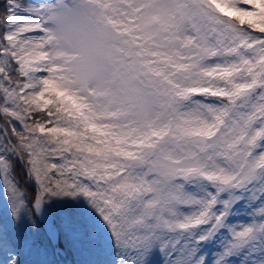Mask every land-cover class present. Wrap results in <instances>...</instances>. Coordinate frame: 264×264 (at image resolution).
Returning <instances> with one entry per match:
<instances>
[{
    "label": "snow or ice",
    "instance_id": "1",
    "mask_svg": "<svg viewBox=\"0 0 264 264\" xmlns=\"http://www.w3.org/2000/svg\"><path fill=\"white\" fill-rule=\"evenodd\" d=\"M0 200V264H264V0H0Z\"/></svg>",
    "mask_w": 264,
    "mask_h": 264
},
{
    "label": "rangeland",
    "instance_id": "2",
    "mask_svg": "<svg viewBox=\"0 0 264 264\" xmlns=\"http://www.w3.org/2000/svg\"><path fill=\"white\" fill-rule=\"evenodd\" d=\"M0 205H2V200H0ZM70 258V257H69Z\"/></svg>",
    "mask_w": 264,
    "mask_h": 264
}]
</instances>
